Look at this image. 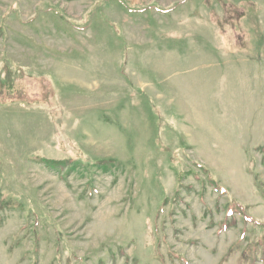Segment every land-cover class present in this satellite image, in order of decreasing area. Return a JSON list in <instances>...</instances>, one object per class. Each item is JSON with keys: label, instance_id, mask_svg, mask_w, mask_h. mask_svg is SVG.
<instances>
[{"label": "rangeland", "instance_id": "rangeland-1", "mask_svg": "<svg viewBox=\"0 0 264 264\" xmlns=\"http://www.w3.org/2000/svg\"><path fill=\"white\" fill-rule=\"evenodd\" d=\"M0 95V264H264V0H0Z\"/></svg>", "mask_w": 264, "mask_h": 264}, {"label": "trees", "instance_id": "trees-1", "mask_svg": "<svg viewBox=\"0 0 264 264\" xmlns=\"http://www.w3.org/2000/svg\"><path fill=\"white\" fill-rule=\"evenodd\" d=\"M6 83V82H5ZM18 93L17 92H10L9 94H7V99L8 100H10V102L11 101H15V100H17V101H27L28 99L25 97H18ZM3 97H2V95H0V100H3L2 99ZM6 100H3V102H5ZM7 103V102H6Z\"/></svg>", "mask_w": 264, "mask_h": 264}]
</instances>
